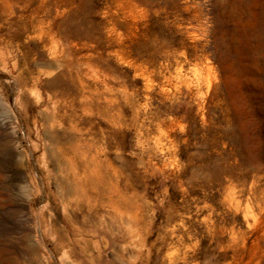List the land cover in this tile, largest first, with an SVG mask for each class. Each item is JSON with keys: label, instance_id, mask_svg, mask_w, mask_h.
<instances>
[{"label": "rangeland", "instance_id": "obj_1", "mask_svg": "<svg viewBox=\"0 0 264 264\" xmlns=\"http://www.w3.org/2000/svg\"><path fill=\"white\" fill-rule=\"evenodd\" d=\"M0 264H264V0H0Z\"/></svg>", "mask_w": 264, "mask_h": 264}]
</instances>
